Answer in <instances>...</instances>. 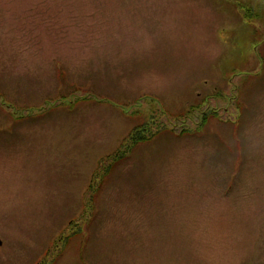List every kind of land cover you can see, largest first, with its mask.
I'll list each match as a JSON object with an SVG mask.
<instances>
[{"label": "rangeland", "instance_id": "obj_1", "mask_svg": "<svg viewBox=\"0 0 264 264\" xmlns=\"http://www.w3.org/2000/svg\"><path fill=\"white\" fill-rule=\"evenodd\" d=\"M0 238V264H264V0H0Z\"/></svg>", "mask_w": 264, "mask_h": 264}, {"label": "trees", "instance_id": "obj_2", "mask_svg": "<svg viewBox=\"0 0 264 264\" xmlns=\"http://www.w3.org/2000/svg\"><path fill=\"white\" fill-rule=\"evenodd\" d=\"M137 129H138V127H136V128L133 129V131L131 132V134H130L128 140H131V139L134 138L133 133L137 132ZM122 154H123L122 152H119V151L117 150V151L113 154V156H114V157L122 156ZM101 170H102V168H100L99 171H96V172L94 173V175H93V179H92L93 181H95V179L99 176ZM93 181H92V183H91V185H90V189H91V186L93 185ZM69 237H70V235H67V236L64 237V239H65L66 242L68 241Z\"/></svg>", "mask_w": 264, "mask_h": 264}, {"label": "water", "instance_id": "obj_3", "mask_svg": "<svg viewBox=\"0 0 264 264\" xmlns=\"http://www.w3.org/2000/svg\"><path fill=\"white\" fill-rule=\"evenodd\" d=\"M0 244H2V239L0 238Z\"/></svg>", "mask_w": 264, "mask_h": 264}]
</instances>
